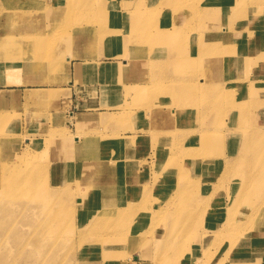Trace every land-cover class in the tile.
<instances>
[{"label": "rangeland", "instance_id": "1", "mask_svg": "<svg viewBox=\"0 0 264 264\" xmlns=\"http://www.w3.org/2000/svg\"><path fill=\"white\" fill-rule=\"evenodd\" d=\"M124 9L135 15L121 24ZM0 15L11 32L0 88L14 90L0 108V264H84L93 250L105 256L97 264H242L246 239L264 264V0H0ZM65 58L126 70L109 67L77 111L59 89ZM28 89L46 96L28 100ZM88 112L101 120L77 128L72 116ZM67 161L100 162L104 182L89 169L61 174ZM125 204L139 215L107 214ZM100 216L107 223L87 233ZM115 233L125 243L100 250Z\"/></svg>", "mask_w": 264, "mask_h": 264}, {"label": "bare ground", "instance_id": "2", "mask_svg": "<svg viewBox=\"0 0 264 264\" xmlns=\"http://www.w3.org/2000/svg\"><path fill=\"white\" fill-rule=\"evenodd\" d=\"M49 2H51V0H48ZM59 2H57V3H55V4H58ZM169 3H170V1H169ZM98 7V6H97ZM127 9V8H126ZM126 9H124L125 10V12H122V11H120V10H118V11H120L118 14H117V16L115 17V20L117 21V22H119V23H124V20L125 21H129L131 18H133L134 17V15L135 14H132V11H130V12H127L126 13ZM1 16L2 15H0V18H1ZM8 20V19H7ZM7 20H6V17L4 18V20L3 21H6L7 22ZM1 21V20H0ZM6 22H4V23H1L0 22V49L2 48V46L4 45V43H5V41H6V39H7V37H10L11 36V32L8 30V28H7V24H6ZM179 22V20L177 21V23ZM115 25H111L110 26V28H112V32H113V35H117V37H118V39H123V38H126V39H128V41H129V47L132 49H134V48H136V45H138V44H136V42H134V37L132 36V35H129L128 37H127V32H126V30H120V29H117L116 27H114ZM80 26H74L73 28H74V30L76 31V32H82L83 31V29L82 28H79ZM124 34V37H122L121 35H123ZM128 34H130V32H128ZM262 39H264V38H262ZM261 38L259 39V41L260 40H262ZM181 41L182 40H184V38L183 37H181V39H180ZM120 42H121V40H120ZM123 42H125V40H123L121 43H123ZM78 43V42H77ZM109 44V45H108ZM260 44H261V41H260ZM106 45H108V46H110V42H109V40L106 42ZM107 46V47H108ZM117 48V47H116ZM132 49V50H133ZM21 51V50H20ZM19 51V52H20ZM15 53H16V51L15 50H13V49H9L7 52H5V53H3V55H2V58H3V66L5 67V69L8 71L10 68H9V65L12 63V64H14V62H17V60H13V59H16V58H14V57H16L15 56ZM84 53V52H83ZM118 53V52H117ZM259 53V52H258ZM65 65L64 64H62V66L58 69L59 71L61 70V71H65L64 73H67L68 74V72H69V58H65ZM78 68H80V67H78ZM107 70H109V68L107 69ZM77 73V72H76ZM53 78V76H48V77H43V81L42 82H47V81H49L50 83H53V82H59L60 83V81L58 80V79H54ZM33 81H35V80H33ZM9 82H11V81H9ZM14 82V81H13ZM30 82H32V81H22L21 83H26V84H28V83H30ZM16 83H17V81H16ZM27 91V98H28V100H32V101H35V100H38L39 98H40V96H46V95H44V94H41V93H39L38 92V90H36V89H28V90H26ZM40 91V90H39ZM99 117L98 116H93V117H88V116H77V118H76V122H75V124H76V126H77V128H80V127H82V126H84V125H89V123H92V122H95V121H98L99 119H98ZM106 118V117H105ZM103 119V118H102ZM119 118H112V120H113V124L115 125V126H117V125H119V124H117V123H115V122H117V120H118ZM101 120V119H100ZM119 120H121V118L119 119ZM110 123V122H109ZM108 123V124H109ZM123 124V123H122ZM258 129H260V128H258ZM185 132H187V131H185ZM255 133H258L257 131H255ZM235 133H233L232 135H234ZM61 140H65V139H61ZM66 140H70V139H66ZM60 141V140H59ZM203 141V142H202ZM202 141H201V143H199L200 145H203V144H206V143H208L209 141H210V137H208V136H204V138L202 139ZM229 141H231V142H233V149H229L228 148V150H231V151H233V150H235V146H236V141H235V137H233V138H230L229 139ZM212 142V141H211ZM47 143V142H46ZM45 143V144H46ZM203 143V144H202ZM63 143H62V141L61 142H59L57 145L55 144V145H53V148L54 149H57L58 147V149H60L63 145H62ZM210 144V143H209ZM211 144H214V143H211ZM232 144V143H231ZM230 144V145H231ZM69 145L71 146L72 145V143H69ZM73 145H75V144H73ZM72 145V149L71 150H69V156L70 157H72V153H73V156H76L75 155V149H74V146ZM207 145V144H206ZM226 144L224 143V146H225ZM225 148H226V146H225ZM64 150V149H63ZM91 158H92V161H96V160H98L100 157H97L95 154H92L91 155ZM234 160H235V158H232V159H228V160H226V161H223L225 164L227 163L228 164V166L230 165V164H233L234 163ZM91 163V162H90ZM88 163V162H86V161H84L81 165H79V166H76V164L74 165V164H72V162H68L67 161V163L66 162H63V163H61L60 165H59V171H60V173L62 174V173H70V172H72L73 174L75 173V170H76V168L75 167H78L79 169H80V177L82 178V176H85V171H86V169H89V176H91V177H93V178H96V180H95V183H98V182H104V181H102V179H101V177L100 176H102V175H104L105 173H106V169H104L105 167L104 166H102V164L100 163V162H97V163ZM102 168V170L101 171H99V172H97V170H100ZM111 176V175H110ZM110 176H107V179H109L110 180ZM82 182V181H81ZM107 182H109L108 180H107ZM102 188H104V186H102ZM108 188H112L111 186H108ZM247 190H250V191H252L253 190V188L249 185V186H247ZM2 194V191H0V195ZM88 195V197H89V200H90V202L88 203V205H89V207H96L98 204H99V202H97L96 200H98V197H96V196H91V193H89V194H87ZM245 195H247V193L245 194ZM105 196H102V197H99V199L100 198H103V199H108V198H104ZM164 197V196H163ZM129 200H131V197H130V195L127 197ZM241 198H243V195L242 196H240L239 197V199H241ZM109 200V199H108ZM81 198H78L77 199V202H78V204H81ZM131 201H133V200H131ZM102 203H104V202H102ZM100 205V204H99ZM136 208V207H135ZM116 209V208H115ZM118 209V208H117ZM134 210V209H133ZM132 210V208L131 209H129L128 208V205L127 204H125L124 206H123V208H121V210H118V211H115V212H111V213H109V212H107V214L108 215H122V217L123 218H129V219H132L133 217H135L136 215H139V211L138 210H134L133 211ZM225 209H220L219 210V213H221V214H225L226 213V211H224ZM91 212H93V211H91ZM199 214V216H201L202 214H204V213H198ZM227 214V213H226ZM137 217V216H136ZM182 219H184V218H182ZM139 220V219H138ZM138 220L136 221V222H138ZM189 220V221H188ZM198 219H196V221H197ZM183 221V220H182ZM51 222H52V224H56L57 223V221H56V219H53V220H51ZM183 222H190V219H188V218H185L184 219V221ZM105 223H107V217L106 216H100L95 222L93 221H91V223H90V228L88 229V232L87 231H85V235L87 236V239L85 240L84 239V237H83V241L84 242H88V240H89V237H90V235L89 234H87V233H92V232H96V231H98L99 229L101 230V228L103 227V225L105 224ZM127 223V222H126ZM3 230H5V229H3V227H2V231ZM87 230V229H86ZM133 230H135V229H133ZM118 230H113L112 232H117ZM87 232V233H86ZM133 232H135V231H133ZM224 230H221L220 228L219 229H217L216 231H215V233H216V235L214 236L215 238H216V240L220 237V236H222L223 234H224ZM135 233H137V231L135 232ZM215 233H213L212 231L211 232H209V233H207V232H204V234H208L209 235V238H212V235H214ZM116 236H117V234L115 233V234H112V235H110L109 237H110V239H109V237L108 238H106L105 239V242L104 243H102V245L104 246V247H102V248H100V250H104L105 248H107V249H109L111 246H117V244H121V243H125V240L123 239V240H117L116 239ZM205 235H203V237H204ZM201 238H202V236H201ZM228 238V237H227ZM205 239V238H204ZM206 240V239H205ZM248 240V241H247ZM79 241V240H78ZM99 242V241H98ZM232 243V241H229V238H228V244H231ZM254 244V242L251 240V239H246L245 240V242H244V246H245V250L243 251L245 254H246V256L244 257V260L242 261V264H255V263H257V262H254L253 263V257H252V255L253 254H260V251L259 250H257L256 251V249L254 248L255 246L253 245ZM252 245L254 246V247H252ZM82 247H84L85 249L86 248H90V247H88V245H87V243H85ZM128 250H129V247H128ZM106 251V250H105ZM88 252V250L87 251H84V253H83V255H85L86 253ZM81 253H82V250H81ZM128 255H131L129 252H128ZM91 257H92V262H90V263H88V262H85L84 264H97V263H94L95 261H97L99 258H105V256L104 255H102V254H100V255H98L97 256V250H93L92 251V253H91ZM0 258H2V257H0ZM218 260V259H217ZM222 260V261H221ZM219 259L218 261H219V264L221 263V262H225V259L224 258H222V259ZM115 261V260H114ZM197 261V260H196ZM263 260H261V262H262ZM264 262V261H263ZM48 264V263H47ZM100 264H101V262H100Z\"/></svg>", "mask_w": 264, "mask_h": 264}, {"label": "crops", "instance_id": "3", "mask_svg": "<svg viewBox=\"0 0 264 264\" xmlns=\"http://www.w3.org/2000/svg\"><path fill=\"white\" fill-rule=\"evenodd\" d=\"M99 63L92 62V61H84L82 63H80V62L70 63V59H69V67H68L69 68V72H68L69 81H67L68 83L61 84L59 89L62 92L61 93L62 99H67V101L70 100L71 104L76 105V106H74V109L77 111L80 109L81 110L82 109L83 110L89 109L88 98L86 97L87 92H84L83 90L94 89V88H96V86L99 83L101 85L105 81H107L109 79L108 76L110 73L105 72V71L109 67H111L113 65L116 69L115 72H119L120 70L121 71L126 70V68L123 67L122 65H120L119 62H117V60L112 61V62H108V63H104V64H101V63L99 64ZM78 67H80V68H78ZM101 68H102V70H101ZM7 90H9V89H6L4 86H2V88H0V108L3 106L4 107L7 106L9 103V99L7 98V95H4V94L8 93L10 91H14V90H10V91H7ZM17 91H19V90H17ZM81 97H83V98H81ZM85 99H87V100H85ZM77 116L93 117L94 115H89V112L88 113H82V114L76 113L72 116V118H74V122H76ZM99 117H100V115H99ZM142 259L145 260L146 258H142Z\"/></svg>", "mask_w": 264, "mask_h": 264}]
</instances>
